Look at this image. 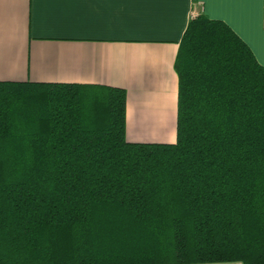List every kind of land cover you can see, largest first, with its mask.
Masks as SVG:
<instances>
[{
  "label": "trees",
  "instance_id": "trees-1",
  "mask_svg": "<svg viewBox=\"0 0 264 264\" xmlns=\"http://www.w3.org/2000/svg\"><path fill=\"white\" fill-rule=\"evenodd\" d=\"M175 69L171 143L122 87L0 80V264H264V65L200 13Z\"/></svg>",
  "mask_w": 264,
  "mask_h": 264
},
{
  "label": "crops",
  "instance_id": "crops-1",
  "mask_svg": "<svg viewBox=\"0 0 264 264\" xmlns=\"http://www.w3.org/2000/svg\"><path fill=\"white\" fill-rule=\"evenodd\" d=\"M200 13L226 22L264 65V0H0V80L122 87L127 140L175 142V61Z\"/></svg>",
  "mask_w": 264,
  "mask_h": 264
}]
</instances>
